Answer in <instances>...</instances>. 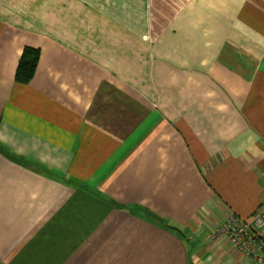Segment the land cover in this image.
<instances>
[{"label":"crops","instance_id":"obj_1","mask_svg":"<svg viewBox=\"0 0 264 264\" xmlns=\"http://www.w3.org/2000/svg\"><path fill=\"white\" fill-rule=\"evenodd\" d=\"M262 205L264 0H0V264H264Z\"/></svg>","mask_w":264,"mask_h":264},{"label":"built area","instance_id":"obj_2","mask_svg":"<svg viewBox=\"0 0 264 264\" xmlns=\"http://www.w3.org/2000/svg\"><path fill=\"white\" fill-rule=\"evenodd\" d=\"M218 237H226L229 243L248 257L264 260V205L257 210L252 220L227 214L212 235L213 239Z\"/></svg>","mask_w":264,"mask_h":264},{"label":"trees","instance_id":"obj_3","mask_svg":"<svg viewBox=\"0 0 264 264\" xmlns=\"http://www.w3.org/2000/svg\"><path fill=\"white\" fill-rule=\"evenodd\" d=\"M37 63V54L36 51H31L27 49L24 52L22 60L19 66L18 78L20 80H28L34 71V68Z\"/></svg>","mask_w":264,"mask_h":264},{"label":"rangeland","instance_id":"obj_4","mask_svg":"<svg viewBox=\"0 0 264 264\" xmlns=\"http://www.w3.org/2000/svg\"><path fill=\"white\" fill-rule=\"evenodd\" d=\"M252 218H253V216L251 215V216H249L247 219H245V220H252ZM220 224V223H219ZM171 226V225H170ZM187 234L189 235V236H187ZM187 234H185L183 237L184 238H186V239H189V238H191L192 237V235L190 236V232L188 231L187 232ZM186 244H187V242H185Z\"/></svg>","mask_w":264,"mask_h":264}]
</instances>
